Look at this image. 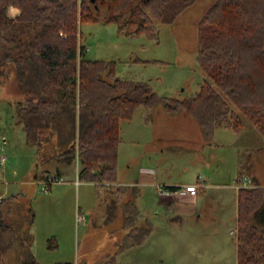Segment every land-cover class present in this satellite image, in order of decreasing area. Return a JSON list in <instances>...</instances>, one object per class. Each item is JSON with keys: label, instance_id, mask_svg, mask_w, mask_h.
I'll return each mask as SVG.
<instances>
[{"label": "rangeland", "instance_id": "374dc122", "mask_svg": "<svg viewBox=\"0 0 264 264\" xmlns=\"http://www.w3.org/2000/svg\"><path fill=\"white\" fill-rule=\"evenodd\" d=\"M90 1L95 21H83L79 26L80 41L89 58L114 61L118 77L146 82L160 97L190 98L204 81H211L197 62V27L214 0H194L171 24H162L142 6L152 18L155 38L134 34L142 21L137 19L130 25L129 12L118 16L116 22H108L106 7L97 0ZM132 4L141 1L132 0ZM214 87L245 119L246 125L238 133L220 127L210 138L191 115L184 111L169 114L161 104L150 111L139 107L130 120H121L117 168L120 186L131 181L137 184L139 168L151 158L158 178L206 188L197 190L199 221L181 220L170 225L159 198L171 196H158L154 185L138 183L135 201L139 224L147 223L150 231L143 243L117 253L112 264H236V188L252 185L251 179L264 186V138L227 95ZM23 100L13 65L0 64V155L6 158L0 169L5 180L26 181L16 185L17 193L11 191L20 193V201L34 209L32 252L40 264H82L83 260L104 264L127 231L122 204H117L114 219L104 223L106 203L111 198L108 189L78 180V160L70 165L43 161L16 121L15 109ZM161 112L165 116L158 114ZM55 168L62 171V177L47 192L32 184L36 173H54ZM125 194L122 202L132 200L130 191L126 189ZM77 214L84 219L77 221ZM49 240L56 246L49 247ZM0 264L16 262L6 254L1 256Z\"/></svg>", "mask_w": 264, "mask_h": 264}, {"label": "trees", "instance_id": "16d2710c", "mask_svg": "<svg viewBox=\"0 0 264 264\" xmlns=\"http://www.w3.org/2000/svg\"><path fill=\"white\" fill-rule=\"evenodd\" d=\"M97 1L106 7L108 22L129 12L130 19L142 21L133 33L155 38L152 18L142 6L162 24H171L194 0ZM11 5L20 10L13 18L7 14ZM83 21H95L88 0H0V64L13 65L24 96L16 121L43 161L70 165L78 160V180L108 189L104 223L122 204L127 231L104 262L112 264L117 253L143 243L150 231L147 223L139 224L136 187L117 183L121 120H130L139 107L150 111L161 104L167 113L191 115L210 138L220 127L238 133L246 121L215 84L264 138V0H214L205 10L197 27V62L211 81L185 99L160 97L146 82L118 77L114 61L89 58L80 41ZM58 175L44 170L34 178L61 180ZM165 186L174 192L185 188ZM126 189L133 198L122 202ZM34 217V209L17 196L0 200V258L11 254L16 264H39L29 233ZM236 223V264H264V186L238 187Z\"/></svg>", "mask_w": 264, "mask_h": 264}, {"label": "crops", "instance_id": "0c3cea01", "mask_svg": "<svg viewBox=\"0 0 264 264\" xmlns=\"http://www.w3.org/2000/svg\"><path fill=\"white\" fill-rule=\"evenodd\" d=\"M88 2L89 3L90 2L92 3V1H90V0H88ZM19 11L20 10H19L18 7L11 5L7 9V14H8L9 17L13 18V17H15V16H17L19 14ZM130 22H129L130 25L136 24V21L135 20H132L131 19ZM178 113H175V114H178ZM158 114L161 117H162V115H164L163 112H161V114L160 113H158ZM146 122L148 123L149 122V119H146L145 120V123ZM158 138L159 139H162L161 137H158ZM214 144L215 145H218L216 143H214ZM144 154H145V152H144ZM2 156H4V155H0V165H3L2 163L4 161H6L5 160L6 158L1 161ZM148 160H150V161H148L146 165H143V166H141L139 168V170H140V176L141 177H140V179H138L137 184L138 183H141V184L144 183V184H148V185H151V186H153V185L155 186L156 184H161V185H169V186L176 185V186H184L185 187L184 184H179L174 179H172V181H170L171 178H166V179L158 178V176H157V167H155L156 166V163L152 164L151 158H148ZM54 170H55L54 172H58V174H59L58 176L61 178L62 177V175H61L62 174V171L59 168H55ZM33 180L34 181L32 182V184L33 185H38V181L40 179H35L34 178ZM251 180H252V182L254 184V180L253 179H251ZM25 182L26 181H24V180H17V181L5 180L4 179V171L1 168L0 169V200L3 199V198H7L9 196H17L18 197V201L21 202L20 201L21 194L20 193L16 194L18 192L17 189H16V185L17 184L21 185V184H23ZM129 184L130 185H134V186L137 185L133 181H131V183H129ZM213 184H215V182ZM190 186H192V184H190ZM214 186H216V185H214ZM205 188L206 187L203 186L201 188V190L203 191ZM12 189L14 190L13 192H16V193H13L11 191ZM237 190H238V188H236V192H237ZM199 196L200 195L198 194V191H197L196 194H189L187 192V189H184L183 192H177V194H173V195H171V197H168V198H159L160 204L164 205L165 208H166V210H165L166 213H165L164 216L169 221V224L171 225L173 222H179L181 220H184L185 222H188V221H199L198 218L201 216L200 215L199 208H198ZM236 203H237V194H236ZM23 204L26 205L25 203H23ZM27 206H31V205H27ZM77 208H78V210H80V213L82 214L81 208L80 207H77ZM32 225H33V223L29 226V233L33 237ZM33 243H34V239L32 240L31 250L33 248ZM54 244H52V246H56V244L55 245ZM48 246H49V244H48ZM52 246L50 244L49 247H52ZM236 246H237V244L235 243V247ZM58 263H69V264H72L70 261H67V262H58ZM92 263L95 264V262H91L89 260H83V262H82V264H92ZM39 264H40V262H39Z\"/></svg>", "mask_w": 264, "mask_h": 264}, {"label": "built area", "instance_id": "2783aa9c", "mask_svg": "<svg viewBox=\"0 0 264 264\" xmlns=\"http://www.w3.org/2000/svg\"><path fill=\"white\" fill-rule=\"evenodd\" d=\"M60 34H62V32H60ZM5 157L2 156L1 158V161L4 160ZM59 180L58 179H54L52 178L51 176L47 177V178H44L42 180H39L38 181V185H39V188L42 192H47L48 191V187H49V184L51 185L52 183L54 182H58ZM246 182L244 181V184ZM201 186V184H195V185H192V186H185L186 189H187V192L189 194H195L196 193V190ZM181 187V186H180ZM156 193L158 196H171L173 195V193H175L173 190H171L168 186H165V185H161V184H157L156 185ZM84 219V216L80 215V214H77V221H82Z\"/></svg>", "mask_w": 264, "mask_h": 264}]
</instances>
